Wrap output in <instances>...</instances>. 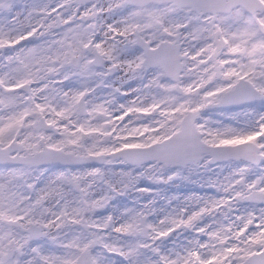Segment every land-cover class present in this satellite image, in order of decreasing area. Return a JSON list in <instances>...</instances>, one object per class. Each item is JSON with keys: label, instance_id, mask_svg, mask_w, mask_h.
<instances>
[{"label": "snow or ice", "instance_id": "obj_1", "mask_svg": "<svg viewBox=\"0 0 264 264\" xmlns=\"http://www.w3.org/2000/svg\"><path fill=\"white\" fill-rule=\"evenodd\" d=\"M0 264H264V0H0Z\"/></svg>", "mask_w": 264, "mask_h": 264}]
</instances>
